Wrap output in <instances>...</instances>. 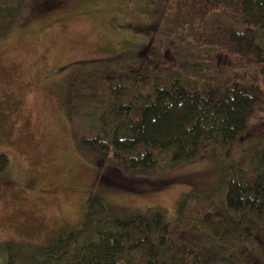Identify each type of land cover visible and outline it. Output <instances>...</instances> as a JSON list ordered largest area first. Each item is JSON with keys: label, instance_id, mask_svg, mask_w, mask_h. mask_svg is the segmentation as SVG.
Returning a JSON list of instances; mask_svg holds the SVG:
<instances>
[{"label": "trees", "instance_id": "16d2710c", "mask_svg": "<svg viewBox=\"0 0 264 264\" xmlns=\"http://www.w3.org/2000/svg\"><path fill=\"white\" fill-rule=\"evenodd\" d=\"M171 1L165 25L175 27L173 31L193 27L216 13L208 32L194 31L197 37L234 56L238 67L252 72L240 79L218 69L192 80L185 59L175 65L153 48L138 64L115 69L91 64L69 74L62 100L65 115L77 149L103 168L100 180L108 185L142 189L158 171L192 161L204 149L231 157L233 148L248 136L253 118L264 110L260 78L264 75V0ZM21 2L0 0V38L19 19ZM247 150V167L231 160L218 178V202L236 219L220 218L209 224L222 240L238 238L243 232L250 235L251 219L264 229V138ZM9 164L8 154L0 152V175ZM216 206L210 201L205 213ZM177 212L175 227L167 229L162 209L124 218L93 192L77 227L60 232L48 244L6 241L3 245L8 264H168L164 254L182 230L181 214L205 215L186 197ZM222 252L219 256L206 247L181 242L174 246L172 264H217L219 257L225 261L221 264H264V257L247 242L231 256Z\"/></svg>", "mask_w": 264, "mask_h": 264}, {"label": "rangeland", "instance_id": "374dc122", "mask_svg": "<svg viewBox=\"0 0 264 264\" xmlns=\"http://www.w3.org/2000/svg\"><path fill=\"white\" fill-rule=\"evenodd\" d=\"M172 2L22 0L19 19L0 38V152L10 157L0 175V264H8L3 242L48 244L60 232L77 227L93 192L124 218L160 208L167 229L175 227L184 197L204 213L210 201L217 203L204 217L181 214L182 230L164 254L168 264H172L175 244L181 242L206 247L219 256L222 250L228 256L247 242L264 257V229L255 220L250 221L254 226V231L248 229L250 235L243 232L224 240L209 226L220 218L236 220L218 202V178L231 160L249 165L247 148L264 138V110L253 118L248 136L233 148L231 157L204 149L192 161L158 171L142 189L104 183L100 180L103 168L77 149L62 100L67 76L80 67L102 64L115 69L138 64L154 48L175 65L185 59L192 80L218 69L240 79L250 76L252 70L238 67L234 56L197 37L195 32L209 31L216 13L193 27L173 31L175 27L164 23ZM222 18L228 19L224 14ZM260 78L264 88V75ZM222 259L217 264L225 262Z\"/></svg>", "mask_w": 264, "mask_h": 264}]
</instances>
